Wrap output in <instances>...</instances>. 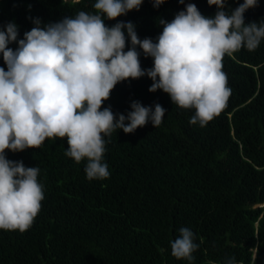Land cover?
<instances>
[{"label": "trees", "instance_id": "1", "mask_svg": "<svg viewBox=\"0 0 264 264\" xmlns=\"http://www.w3.org/2000/svg\"><path fill=\"white\" fill-rule=\"evenodd\" d=\"M96 0H0V31L17 26V41L35 27L96 14ZM143 0L138 10L107 27L131 22L137 37L153 43L186 6L214 17L207 0ZM243 0H226L234 11ZM244 23L264 22V0L243 13ZM125 32L124 51L131 48ZM140 53L142 70L153 58ZM0 68L7 65L0 53ZM231 95L226 107L204 127L189 123L193 109H181L168 94L149 92L153 81L144 75L117 83L100 110L114 115L132 111L139 102L165 114L159 126L151 121L133 133L117 129L105 136L102 162L107 179H86L87 159L67 157V140L46 139L38 148L5 150L10 161L39 169L44 199L32 225L24 232L0 229V264H264V39L254 50L241 48L223 58ZM127 124V120L125 121ZM193 233L199 247L193 260L171 255V242L180 229Z\"/></svg>", "mask_w": 264, "mask_h": 264}, {"label": "clouds", "instance_id": "2", "mask_svg": "<svg viewBox=\"0 0 264 264\" xmlns=\"http://www.w3.org/2000/svg\"><path fill=\"white\" fill-rule=\"evenodd\" d=\"M142 2L96 0V14L81 11L44 27L36 19L15 51L7 45L17 41V26L10 22L0 31V53L7 65V71L0 68V229L26 231L44 199L39 169L6 159V149L19 152L38 148L46 139H66L67 157L76 163L87 159L86 179H107L104 137L117 129L133 133L149 120L155 128L165 114L159 104L153 111L139 102L130 105L127 116L114 115L110 107L100 110L117 83L147 75L153 81L149 92L160 89L179 108L193 109L189 123L204 127L231 95L222 70L225 55L241 48L254 51L264 39V22L246 25L243 18L257 0H243L230 14L223 10L226 0H207L217 7L214 17L201 15L189 3L171 22L160 20L163 31L155 43L141 41L131 22L105 25L104 18L138 10ZM163 2L154 0L153 6ZM125 29L131 43L126 52ZM137 45L153 58L151 69H141ZM179 231L171 255L191 261L199 245L188 228Z\"/></svg>", "mask_w": 264, "mask_h": 264}, {"label": "rangeland", "instance_id": "3", "mask_svg": "<svg viewBox=\"0 0 264 264\" xmlns=\"http://www.w3.org/2000/svg\"><path fill=\"white\" fill-rule=\"evenodd\" d=\"M72 1H76V0H72Z\"/></svg>", "mask_w": 264, "mask_h": 264}]
</instances>
